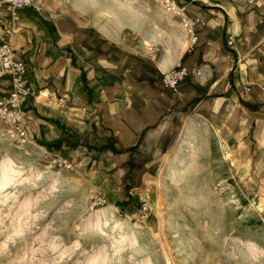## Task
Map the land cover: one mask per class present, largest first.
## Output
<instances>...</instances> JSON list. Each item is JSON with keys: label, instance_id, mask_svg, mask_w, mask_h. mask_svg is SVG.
<instances>
[{"label": "crops", "instance_id": "obj_1", "mask_svg": "<svg viewBox=\"0 0 264 264\" xmlns=\"http://www.w3.org/2000/svg\"><path fill=\"white\" fill-rule=\"evenodd\" d=\"M38 1L14 16L0 6V39L35 91L23 119L37 161L65 157L73 167L60 175L84 199L98 192L125 205L193 121L218 136L236 172L259 177L264 198V0H175L199 20L191 48L171 12L163 33L135 38L69 0ZM178 63L187 77L165 87L161 72Z\"/></svg>", "mask_w": 264, "mask_h": 264}, {"label": "rangeland", "instance_id": "obj_2", "mask_svg": "<svg viewBox=\"0 0 264 264\" xmlns=\"http://www.w3.org/2000/svg\"><path fill=\"white\" fill-rule=\"evenodd\" d=\"M108 1L124 20L126 7L140 15V25L126 22L121 36L148 38L166 29L170 12L160 0ZM85 5V18L95 23L96 6ZM4 77L0 96L7 90ZM192 122L186 121L156 171L142 175L146 182L136 183L125 205L104 198L102 205L114 206L115 223L103 215L87 218L92 192L84 199L61 175L50 184L51 172L61 169L37 161L0 120V168L10 158L9 171L0 176V264H264L259 177L236 172L218 136L201 123L188 130ZM190 133L199 138L194 150L186 143ZM140 197L149 206L144 216Z\"/></svg>", "mask_w": 264, "mask_h": 264}, {"label": "built area", "instance_id": "obj_3", "mask_svg": "<svg viewBox=\"0 0 264 264\" xmlns=\"http://www.w3.org/2000/svg\"><path fill=\"white\" fill-rule=\"evenodd\" d=\"M163 7L179 19L187 36V46L193 47L199 37L196 25L198 18L189 16L184 7L175 0H160ZM0 6L14 16L15 12L22 8L40 9L38 0H0ZM14 18V17H13ZM27 65L24 60L15 55L14 47L9 38L5 36L0 39V74L7 75L9 85L6 92L0 96V120L7 129V133L16 140L27 142L28 131L23 119L24 104L29 96L34 94V89L27 79ZM188 75V68L178 63L173 67L162 71L160 81L165 87L175 89L178 84ZM248 86H244V92ZM48 166L57 169H71L73 163L65 157L53 155ZM105 199L97 192L89 194L88 203L90 207L102 205ZM140 212L144 216L149 209L148 202L141 198Z\"/></svg>", "mask_w": 264, "mask_h": 264}, {"label": "bare ground", "instance_id": "obj_4", "mask_svg": "<svg viewBox=\"0 0 264 264\" xmlns=\"http://www.w3.org/2000/svg\"><path fill=\"white\" fill-rule=\"evenodd\" d=\"M71 3H73V5L75 7H79V8H85V2H87V0H69ZM90 2L91 5H93L94 7L96 6L95 9V14H96V22L100 25V27L102 28H108V26H110V28L112 27L113 29H115L117 31V29L121 28L126 22L128 23H132V25L134 24H139L140 22V15L138 12H135L128 9L126 6V9H121L122 10V15H125V20L123 18L120 17V14L116 13L111 5V3L108 0H105L103 2H101L100 0H88ZM124 5V4H123ZM121 4V8L124 7ZM83 8V10H84ZM87 9V8H86ZM102 16V17H101ZM105 17L106 20L103 18ZM103 18V20H102ZM99 19V21H98ZM101 19V20H100ZM195 123H191L188 127V130L191 131V129L194 127ZM194 130V129H193ZM189 133V132H188ZM199 138L196 136V134L194 133H190L189 135H187V139H186V143L188 144L190 149L195 148L196 143L198 142ZM10 161L9 157H4L1 161V168H0V176H4L8 171H9V167L7 166V162ZM50 172V171H49ZM48 174V173H47ZM51 176H49V182L50 184H54V182H57L60 179V173L58 172H51ZM82 194V193H81ZM83 196V194H82ZM81 197V195H80ZM83 199V198H82ZM91 209L86 210V217L87 218H92L94 220H98L100 215H103L105 217H108L107 219H111L113 222L118 223L119 219L116 216L115 213V209L113 205H101L98 207H90ZM131 235L134 236L135 234V229L131 228L130 231ZM131 235H129V237H132Z\"/></svg>", "mask_w": 264, "mask_h": 264}]
</instances>
